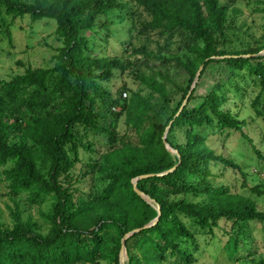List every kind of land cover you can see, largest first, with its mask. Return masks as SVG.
I'll return each instance as SVG.
<instances>
[{
    "label": "trees",
    "instance_id": "16d2710c",
    "mask_svg": "<svg viewBox=\"0 0 264 264\" xmlns=\"http://www.w3.org/2000/svg\"><path fill=\"white\" fill-rule=\"evenodd\" d=\"M130 1L149 17L146 29L179 36L181 46L186 45L193 55L187 61L174 60L188 75L189 84L162 125L151 120V104L138 93L113 99L101 85L110 80L114 69L123 70L125 62L86 53L88 34L95 33L101 18L115 11L121 16L126 7L123 0H0L1 18L6 13L31 22L54 21L59 44L51 68L26 70L9 81L0 80V182L5 183L12 202L10 224L0 220V264H99L102 260L118 264L123 236L157 217L133 191L131 181L175 166L167 175L137 182L136 188L154 200L161 213L154 226L125 241L126 264H191L194 257L189 244H194L195 234L190 227L212 233L220 221L230 227L227 246L234 255L239 243L245 244L237 236L244 235L242 227L251 221L264 224V213L250 200L214 184L211 165L240 171L239 166L216 155L203 145L204 137L193 132L216 123L221 130L238 131L250 142L242 131L244 121L223 110L225 97L220 92L235 72L243 70L258 79L259 92H264V56L211 58L254 55L264 47L250 46L242 52L220 47L230 43L225 33L232 0ZM1 25L11 41L6 23ZM98 27L108 30L107 20ZM201 64L198 82L210 65H220L224 75L197 105H191L197 99V82L186 106L173 119ZM141 80L168 104L163 85L152 78ZM258 99L259 94L252 105ZM122 113L136 133L135 144L116 145L112 119ZM169 122L166 142L179 158L172 157L163 145ZM174 129L183 131L185 140L180 145L169 139ZM96 135L106 139L109 151L86 166L92 173H104L107 184L101 191L82 193L71 171L80 161V150L94 152V144L87 139ZM252 191L264 195L258 187ZM18 197H23L27 207L49 200L48 211L39 213L47 225L45 232L31 216H22ZM254 264H264V258Z\"/></svg>",
    "mask_w": 264,
    "mask_h": 264
},
{
    "label": "rangeland",
    "instance_id": "374dc122",
    "mask_svg": "<svg viewBox=\"0 0 264 264\" xmlns=\"http://www.w3.org/2000/svg\"><path fill=\"white\" fill-rule=\"evenodd\" d=\"M123 3L126 7L121 16L115 11L106 18H101L95 33L88 34L90 48L86 53L92 57L118 58L125 62L123 70L114 69L110 80L102 82L101 85L113 99H119L123 93L127 94V99L132 93H138L151 104V120L162 125L180 100L181 90L189 84L188 75L174 60L178 58L187 61L193 55L189 53L186 45L185 48L181 46L179 36L169 37L159 29H146L144 23L150 20L149 17L130 0H123ZM231 6L225 33L230 43L220 47L230 52H242L250 46L264 47V0H232ZM0 19V80L9 81L26 70L53 66V56L59 46L54 35V21L41 19L31 22L26 17L13 18L6 13ZM104 19L107 20L108 30L98 27ZM1 22H5L9 28L11 41H8ZM223 75L220 65H210L198 82L197 99L191 105H197L200 97L212 90ZM148 78L164 86L168 104L143 84L141 79ZM257 80L250 77L245 70L235 72L231 83L220 92L225 97L222 102L223 110L230 111L244 121L242 131L250 142L243 139L238 131L221 130L216 123L212 127L195 128L193 132L204 137V146L216 155L232 160L240 168L239 171L211 165L214 184L227 188L231 194L250 200L258 211L264 213V195L259 196L252 191L258 187L259 192L264 194V161L254 151L255 149L264 156V92H259L261 86ZM258 94L257 103L252 105ZM112 123L118 135L117 146L120 142H137L136 133L126 124L124 113L121 117L113 118ZM169 139L174 145L182 144L185 140L183 131L174 129ZM87 141L94 144V152L80 150V161L71 171L72 176L78 180L76 187L82 193L101 191L107 184L104 173H92L86 166L96 163L102 154L109 151L107 141L97 135L89 137ZM17 202L22 216H31L42 226V232H45L47 225L40 219L39 213L48 211L49 200L33 207H27L23 197H18ZM9 206H12V202L7 195L6 185L0 182V220L8 225ZM190 228L195 234L194 244H189L194 257L191 264H254L264 258V224L260 222H247L242 227L244 235L237 236L240 240L244 239L245 244L240 242L234 255H230L228 251L230 227L224 221H220L219 227L213 229L212 233L207 230L199 231L196 226ZM99 264L113 263L102 260Z\"/></svg>",
    "mask_w": 264,
    "mask_h": 264
},
{
    "label": "water",
    "instance_id": "95a60500",
    "mask_svg": "<svg viewBox=\"0 0 264 264\" xmlns=\"http://www.w3.org/2000/svg\"><path fill=\"white\" fill-rule=\"evenodd\" d=\"M259 56H264V50L260 51L259 53L257 54H254V55H247V56H224V57H212L211 59H226V58H233V59H236V58H248V57H259ZM207 61V60H206ZM203 67H204V64H201L195 74V77L193 79V82L187 92V95L185 96L184 100L182 101L177 113L175 114L174 118H177L180 113L182 112V110L184 109V107L186 106L187 104V101L192 93V91L195 89V86L199 80V77H200V74L203 70ZM171 124L172 122H169V124L167 125V127L165 128V132H164V135H163V145H164V148L167 152L173 154L176 158H179V155L177 153V151L173 150L170 145L166 142V134L167 132L169 131L170 127H171ZM176 166L171 168L170 170L168 171H165L163 173H159V174H155V175H152V174H148V175H141V176H138L137 178L133 179L131 181L132 183V188H133V191L137 194V196H139L144 202H146L149 206H151L157 213V217L152 220L151 222H149L147 225L141 227V228H138V229H134L128 233H126L123 238L121 239V242H120V249H119V253H118V264H126V260H127V253H126V247H125V241L130 238L131 236H133L134 234H137L143 230H146L148 228H151L152 226H154L158 220H159V216H160V207L158 204L155 203L154 200L150 199L146 194H144L143 192L139 191L137 188H136V185H137V182L139 180H142V179H146V178H150V177H153V176H157V177H162L164 175H167L171 172H173L175 170Z\"/></svg>",
    "mask_w": 264,
    "mask_h": 264
},
{
    "label": "built area",
    "instance_id": "2783aa9c",
    "mask_svg": "<svg viewBox=\"0 0 264 264\" xmlns=\"http://www.w3.org/2000/svg\"><path fill=\"white\" fill-rule=\"evenodd\" d=\"M122 97H123V98H127V94H126V93H123V94H122Z\"/></svg>",
    "mask_w": 264,
    "mask_h": 264
}]
</instances>
